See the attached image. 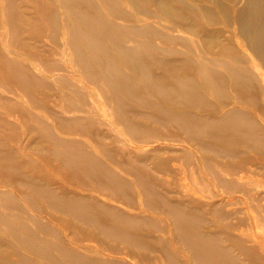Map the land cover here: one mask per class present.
Listing matches in <instances>:
<instances>
[{"label": "bare ground", "instance_id": "1", "mask_svg": "<svg viewBox=\"0 0 264 264\" xmlns=\"http://www.w3.org/2000/svg\"><path fill=\"white\" fill-rule=\"evenodd\" d=\"M60 1L65 14L51 2H36L42 17L51 24V38H56L60 25L69 29L64 43L72 51L75 66L90 83L101 87L117 121L131 133L143 134L139 129L145 125L151 128L146 136L194 142L200 151L216 153V158L202 155L203 159L211 158L208 161L214 166L222 162L220 153L229 154L226 156L232 160L246 154L241 152L244 148L264 153V122L258 118L264 114V0H124L130 8L122 0ZM12 3L8 16L15 21L18 12ZM115 18L129 23H119ZM33 24L41 31L43 24L37 18ZM176 42L183 48L176 47ZM52 63L59 65L58 61L46 65ZM19 67L0 54V74H10L24 85L49 87L58 82L62 87L70 79L63 75L51 79L45 74H33L29 68L21 73ZM76 85L71 92L66 91L65 99L85 97L84 86ZM231 104L234 105L221 109ZM189 106L207 113L185 109ZM252 108L261 110L257 113ZM80 123L73 120L72 126ZM157 125H174L176 130H160ZM51 139L55 152L65 154V162L86 178L107 180L114 184V190L130 188L129 182L108 168L92 149L77 148L75 139L53 133ZM104 146L100 143L103 152L117 151ZM167 147L175 150L180 146L168 143ZM28 163L12 149L0 148V168L5 166L16 173V183L27 186L30 196L44 195L56 208L93 223L104 236L126 246L100 243L104 248L132 257L135 264H184L176 247L153 234L152 230L163 224L127 213L98 200V196L56 191L48 183L23 174ZM224 164L231 170L237 166L233 161ZM144 189L149 204L160 205L173 214V234L188 247V258L193 261L190 264H241L230 249L220 244L223 236L200 229L206 222L201 214L206 206L171 201L153 181ZM10 199H0L4 209L16 204ZM3 208L0 207V264H133L104 256L91 247L72 248L59 240H49L39 233L42 223L40 226L36 222L37 228H32L22 223L20 214L4 212ZM216 214L224 216L217 208ZM227 239L242 246L247 260L257 258L258 264H264V249L257 243L248 238L244 239L248 244L243 238ZM134 247L143 253H136Z\"/></svg>", "mask_w": 264, "mask_h": 264}, {"label": "rangeland", "instance_id": "2", "mask_svg": "<svg viewBox=\"0 0 264 264\" xmlns=\"http://www.w3.org/2000/svg\"><path fill=\"white\" fill-rule=\"evenodd\" d=\"M10 1L18 12L15 21L8 16ZM37 1L0 0V54L9 62L19 65L21 73L29 68L33 74H45L51 79L60 75L70 79L62 87L58 82L49 87H40L36 84L24 85L10 74H0V148H10L19 158L27 163L29 161L22 170L23 174L48 183L56 191L72 195L85 193L94 198L98 196V200L127 213L141 214L147 221L151 219L156 224H163L155 227L153 234L172 248L176 247L184 264L193 263L188 258L190 252L185 249L188 247L173 234V214L160 205L147 202L144 187L153 181L171 197L168 198L171 201L206 206L205 211L201 210L202 219L206 222L200 229L223 236L220 244L230 249L238 257L239 263L258 264L257 258L247 260L240 249L242 246L234 245L236 240H229L227 236L243 238L245 244H248L245 241L248 238L264 249V153L244 148L241 152L247 153L239 152L233 160L226 156L229 154L220 153L218 158L222 162L214 166L208 161L211 158L206 160L202 155L209 154V157L216 158V153L212 150L202 152L194 142H175L158 135L146 136L145 132L151 128L145 125L139 129L143 134L137 136L131 133L124 123L117 121L111 102L105 100L101 87L90 83L75 66L72 51L64 43L69 29L60 25L56 38H51V24L36 8ZM44 1L53 3L65 14V6L60 0ZM122 3L125 7H131L127 1L122 0ZM35 18L43 24L41 31L33 24ZM115 19L119 23H129L128 20ZM175 46L183 48L179 42ZM54 61H58L59 65H46ZM76 84L84 86L85 97L65 99L66 91L77 88ZM232 105L221 109L226 110ZM185 109L207 113L196 107ZM252 110L259 113L261 109ZM258 118L264 122V114ZM73 120L83 123L72 126ZM43 122L46 128L39 132ZM157 127L164 131L176 130L174 125ZM49 131L58 137L75 139L77 148L92 149L108 168L129 182L130 188L114 190V184L107 180L86 178L65 162V154L55 152ZM100 143L107 149L117 148V151L103 152ZM168 143L180 147L169 150ZM231 161L237 164L232 170L224 164ZM16 179V173L5 166L0 168V199L16 201L6 209L3 208L5 204L0 202L4 212L20 214L22 223L35 229L36 222L40 226L42 223L40 235L49 240H59L66 247H91L104 256L136 263L132 257L100 245L126 248L118 239L108 238L93 223L75 219L71 213L56 208L44 195L30 196L28 187L16 183ZM249 188L252 189L251 193ZM258 192L263 196H259ZM216 208L224 216H217ZM133 249L138 254L143 253L137 247Z\"/></svg>", "mask_w": 264, "mask_h": 264}]
</instances>
